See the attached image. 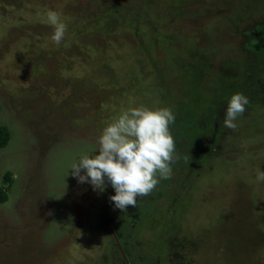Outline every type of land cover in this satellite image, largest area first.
<instances>
[{"label":"rangeland","instance_id":"1","mask_svg":"<svg viewBox=\"0 0 264 264\" xmlns=\"http://www.w3.org/2000/svg\"><path fill=\"white\" fill-rule=\"evenodd\" d=\"M220 1L0 0V125L10 132L0 148V188L7 192L0 202V264H121L108 227L127 234L121 249L128 264L157 256L172 264H264V181L256 179L264 171V96L236 118L235 131L224 127L225 111L221 120L205 113L234 94L216 83L225 57L246 63V76L259 70L253 52L233 50L240 38L233 19L247 16L242 4L250 1L263 14L264 0ZM49 11L67 24L59 46ZM213 39L219 56L191 64V52ZM141 106L167 107L181 119L178 155L182 139L209 150L186 152L184 144L180 153L194 164L177 167V158L170 178L121 212L107 181L94 190L69 168L97 153L113 118ZM203 123L221 130L201 137L205 145L197 136ZM184 134L191 136L179 141ZM210 153L209 163L196 159Z\"/></svg>","mask_w":264,"mask_h":264},{"label":"clouds","instance_id":"2","mask_svg":"<svg viewBox=\"0 0 264 264\" xmlns=\"http://www.w3.org/2000/svg\"><path fill=\"white\" fill-rule=\"evenodd\" d=\"M47 22L53 27L52 41L59 46L67 24L61 14L49 11ZM243 93H234L227 102L224 127L235 131V120L249 105ZM175 116L170 108L134 107L113 118L98 139L95 155L84 154L69 169L78 182H88L94 190L103 191L107 184L114 189L110 196L121 212L137 206V198L149 195L161 179L171 177V165L178 158L171 126ZM186 154L185 159H188ZM257 181H264V171L257 172Z\"/></svg>","mask_w":264,"mask_h":264},{"label":"flooded vegetation","instance_id":"3","mask_svg":"<svg viewBox=\"0 0 264 264\" xmlns=\"http://www.w3.org/2000/svg\"><path fill=\"white\" fill-rule=\"evenodd\" d=\"M227 2H229V0ZM219 3L223 4V3H221L220 0H219ZM219 3L216 4V7L218 9H221V6H223V5H219ZM250 3H251V1L248 3L242 4L243 7L245 6L242 10L243 11L242 13L247 14L246 17H240L239 18L236 16V18L233 19L238 23L236 25L237 30H235V32L238 33V36H240V38L238 40H236L237 45H234L237 49L233 47V50L234 51H236V50L243 51L244 55H246L247 57H249L253 52V55L258 56V58H259L258 63L261 66L259 67V70L257 71L256 69H254V70H253V68L251 69L252 64H249V68L252 71L256 70V74L248 73L246 76V72H245L246 63L244 65V67H242L243 66L242 64L244 62L240 63V60L239 59L237 60V56L234 58L225 57L224 64L227 65V67L222 72L221 75L219 74L220 77H217L218 81H216V83H219V82L224 83L225 86L230 85V87H231L230 90L227 87V90H226V91H228L227 93H230V92H232V93H237V92L243 93L244 95H246L249 98L250 103H252V102H257L258 100H260L264 96V12H263V14L260 12L262 9L260 6H258V8H255L254 4L252 6H249ZM261 6H263V8H264V3ZM248 7L249 8H255L256 10L253 12V10H249ZM159 35H160V30L158 32V36ZM165 35L168 36L170 34H165ZM246 41H248V43H246ZM195 42L198 43L197 40H195ZM216 46H218V45L215 43L214 39L212 41H209V43H204V42L200 43L199 50H197V47H196L195 51L191 52V54H190L191 57L195 58L194 61H192V60L190 61V59H189V61L191 62V64L192 63H195V64L199 63L198 64L199 67H201V65L203 66V62L205 63L206 59L208 58V56H210V54H214V55L219 56V54H220L219 51H221V49H216ZM196 51H198V52H196ZM199 54H201V57L196 58V56H198ZM259 56H261V57H259ZM230 62H232V63H230ZM250 76H255L253 81L251 80L252 77L250 79H248V77H250ZM216 95H217L216 93L212 94L211 95L212 97L209 99V102L211 100L213 101V100L217 99ZM224 96H225V99H224L223 104L220 103V105L222 106L221 108H219V106H218V108L215 107L216 103H212V102L210 103V105L208 106V108L205 112L207 114L208 119L212 120L214 118H218L221 120V118H219V115L225 111L226 106H227V102L231 98V96H229V95L224 94ZM250 106L251 105L249 104L248 107L251 109H254L253 107H250ZM219 111H220V113H218ZM174 123H176V125H177V123H179L180 126L182 124L181 119L178 121H175ZM178 126L179 125L176 126V129H175L176 131L174 130V132H173L174 139L176 138L177 132H179V131H177ZM201 127H202V129H201ZM210 127H206L205 123H203L202 125H200L198 127L199 130H197V131L199 133H197V135L198 136L201 135L205 139H209L210 137H211V139L214 137H217V135H218L217 133L221 132V130L216 129L215 127H213V125H211ZM179 128H181V127H179ZM195 129H197V126ZM185 135H188L189 138L191 136L190 134H184V136H182V137L177 136V138L180 141V138H185ZM188 137H186L185 139H187ZM193 140H194L193 138L191 141H187V140L184 141V139H182V144H180L179 147L177 148V151H179V155H178V160L175 163V166L186 168L188 160H190L191 164H194L193 161L191 160L192 158L190 156L188 157V159H185V156L187 153L181 155L180 152H181L182 148L184 147L183 146L184 144H185V147L183 148V150L186 152L188 151V149H190L189 151H191L193 149V150L199 151V152H200V150H204V151H207V153H208L209 147L207 145H206L207 148H204V149L200 148L199 146L195 147V146H193V144H194L192 142ZM205 143H206V140H203V138H202V144L201 145H205ZM211 155H212V153L207 155L205 158V160H207L208 163L210 161L209 158H211L209 156H211ZM137 211H139V209H137ZM108 230H109L108 231V238L111 237V239H112L111 242L113 243V245H115L117 248H119L120 253L122 255V258H124V253H123L121 248H123L122 245L128 246V241L124 240V242L122 244L121 239H124V238L121 237V235H122V233H124L123 235L127 236V234L125 232L119 233V232H117V230L110 228V227H108ZM164 235H165V233H163L162 237H164ZM190 236L192 237V234ZM191 241H192V238H191ZM192 242H188L189 244L185 243V246H187V245L193 246L194 244H192ZM160 244L164 245L163 240L161 241ZM182 244L183 243H180L179 241H177V243L174 242V244H173L174 245L173 246L174 247V254L176 255V257H179V255L182 251V248H183ZM175 255H173V256H175ZM124 263L127 264L128 263L127 260H126V262L124 261ZM144 264H172V263H169V261L167 263H166V261H165V263H163L161 261V259L159 258V256H157V258H153V257L150 258L149 257V259ZM174 264H179V260H175ZM180 264H182L181 261H180ZM183 264H184V262H183Z\"/></svg>","mask_w":264,"mask_h":264},{"label":"trees","instance_id":"4","mask_svg":"<svg viewBox=\"0 0 264 264\" xmlns=\"http://www.w3.org/2000/svg\"><path fill=\"white\" fill-rule=\"evenodd\" d=\"M198 137H200V139H202L201 137H203V136H198ZM9 139H10V132H9L8 128L3 126V125H0V148L4 147L8 143ZM197 146L195 145V147H197ZM196 159L199 162L205 161V158H203L202 156H200V157L196 156ZM2 179H3V181H2L3 186L5 185V188L8 189L11 186V181H10L12 179L11 174L9 172H5ZM6 200H7V192L5 191V189L0 188V202H5ZM126 260H127L126 257H124V260L122 259L121 264H125L124 261L126 262ZM142 264H144V262Z\"/></svg>","mask_w":264,"mask_h":264}]
</instances>
